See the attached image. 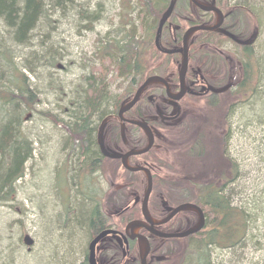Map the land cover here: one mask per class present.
Segmentation results:
<instances>
[{
  "label": "trees",
  "instance_id": "trees-1",
  "mask_svg": "<svg viewBox=\"0 0 264 264\" xmlns=\"http://www.w3.org/2000/svg\"><path fill=\"white\" fill-rule=\"evenodd\" d=\"M169 1L137 0L141 9L138 19L142 30L150 31V40H140L132 35L124 42L113 40L101 47L97 52L98 65L90 68L77 100L69 101L66 121L50 113H41L62 134L61 151L65 159L71 161V169H75L70 178L71 185L81 195L73 208L68 204L63 206L61 216L64 221L59 226L70 242L80 236L82 243L107 228L99 216L100 203L95 200L99 189L88 192L86 188V183H97V177L92 175L99 168V123L116 112L120 102L133 93L134 85L138 86L150 74L162 75L171 69L172 62L168 58L161 70L151 63L162 58L154 50L153 39L157 21ZM71 3L72 0H0V22L7 36L25 45L42 20L49 22V12L55 8L63 9ZM7 48L4 46L0 51V203L13 198L15 184L24 177L25 164L33 156V144L25 137L22 123L28 120V112L33 110L37 101L24 73L13 64L12 53ZM145 50H150L154 55L149 61L144 58ZM109 76L127 82L123 94L116 99L108 90L110 82H113ZM262 87L264 57L258 61L257 83L251 95L253 103L249 107V115L264 127V97H257V94L262 93ZM243 95L244 92H241V98ZM204 108L199 110L203 121L197 120L195 116L180 126L177 136L184 139V145L176 149L175 153L189 166L190 199L204 214L205 226L187 240L167 242L163 253L158 251L156 257L159 260L156 264H211L212 250L233 249L250 242L253 237L256 240L258 236L255 232L264 233V220H260V225L256 223L258 217H264V197L263 202L256 201L253 204L254 209L252 205L237 206L234 203L236 184L234 187L232 184L236 179L239 180L240 169L239 164L226 153L228 134L232 133V127L226 129L215 124L216 104L210 105L208 102ZM254 108L259 111L257 117L254 116L257 112ZM67 169L68 164H64L59 173L63 172L68 184ZM68 185V193L63 196L66 200L70 196ZM57 188L59 190V180ZM149 207L151 209L152 205ZM134 217L136 219V215ZM80 250L83 251V248ZM86 253L81 264H86ZM111 254L113 259L110 261L115 263V251Z\"/></svg>",
  "mask_w": 264,
  "mask_h": 264
},
{
  "label": "rangeland",
  "instance_id": "rangeland-1",
  "mask_svg": "<svg viewBox=\"0 0 264 264\" xmlns=\"http://www.w3.org/2000/svg\"><path fill=\"white\" fill-rule=\"evenodd\" d=\"M140 12L137 0H72L67 7L49 12V22L42 20L25 45L7 36L0 22V51L8 47L13 64L24 73L37 99L33 110L28 112V120L22 123L25 137L33 144V156L25 164L24 177L15 184L13 198L0 203V264H81L84 261L89 239L81 243V237L76 236L70 242L60 229L64 221L63 206L68 204L73 208L81 199L70 181L75 169H71V161L61 151L62 134L41 113L67 120L69 101L77 100L84 78L92 66L98 65V50L106 43L124 42L132 35L150 40V31L141 28ZM262 34L260 44L264 45V27ZM260 49L264 53V46ZM152 56L150 50H145V60L149 61ZM260 57L263 59V55ZM160 62L151 63L161 70ZM170 67L172 70L171 64ZM109 77L113 82L108 90L116 99L123 94L127 82ZM261 90L257 97H264V87ZM252 103L250 97L234 109L231 126L220 123L218 114L215 121L226 129L232 127V133L228 134V154L240 169L235 185L237 206H253L256 201L263 202L264 197V127L249 115ZM258 112L255 117L259 116ZM64 164H68L69 185L63 172L59 173ZM66 184L70 189L67 200L63 198L68 193ZM86 185L88 192L99 189L96 201L108 202L105 195L109 188L101 179L99 184ZM260 220L264 217L257 218V225ZM254 234L258 236L256 240L253 237L233 249L212 250L211 264H264V233ZM25 235L33 240L30 251L22 243Z\"/></svg>",
  "mask_w": 264,
  "mask_h": 264
},
{
  "label": "flooded vegetation",
  "instance_id": "flooded-vegetation-1",
  "mask_svg": "<svg viewBox=\"0 0 264 264\" xmlns=\"http://www.w3.org/2000/svg\"><path fill=\"white\" fill-rule=\"evenodd\" d=\"M195 1L206 7H215L221 15L218 18L213 11L203 12L190 0H177L161 32L162 49L177 51L182 48V38L187 29L200 25L212 27L217 21L220 23L217 31L197 32L189 39L184 94L177 99L181 91L178 77L181 54L158 53L162 57V62L158 63L161 68L167 58L172 62V70L160 75L166 80L167 87H147L121 120L118 110L123 102L132 100L140 84L134 85L135 90L120 102L116 112L99 123L97 132L100 130L102 135V150L97 142L99 168L92 176L97 177L98 184L101 179L109 188L105 195L109 198L108 202L99 204V216L107 228L90 238L88 245L101 232L109 230L115 234L106 236L96 245L97 264H113L110 261L113 250V256L117 258L114 264H139L136 240H129L125 227L132 221H143L141 204L146 189L145 175L141 171H127L120 159L111 158L140 151L147 146L144 132L130 122L146 124L153 136L152 145L145 154L127 157L130 169L145 168L150 173L152 186L147 202L148 212L154 221H165L154 226L152 232L165 236L182 234L196 224L198 215L186 211L173 213L184 204L195 205L190 199L189 166L175 153L184 145V139L177 136L178 130L192 117L201 119L199 110H205L208 102L216 104L220 123L231 125L234 109L248 101L256 87L258 61L260 55L264 57L260 49L264 46L260 44L264 0ZM241 92H244L242 98ZM237 182L238 179L232 186ZM135 215L136 219H133ZM138 235L145 237L149 243V264L157 263L156 255L159 250L163 253L167 242L191 237L159 238L145 229H140Z\"/></svg>",
  "mask_w": 264,
  "mask_h": 264
},
{
  "label": "water",
  "instance_id": "water-1",
  "mask_svg": "<svg viewBox=\"0 0 264 264\" xmlns=\"http://www.w3.org/2000/svg\"><path fill=\"white\" fill-rule=\"evenodd\" d=\"M176 1L177 0H171L169 2L167 9L164 11V13L162 14V16L159 20L158 28L155 32L154 46H155L156 50L159 51L160 53H163V54L180 53L182 56V59H181L180 65H179V71H178L179 84H180V88H181V91L177 97V99H179L184 94V77H185L187 67H188L187 46H188L189 39L191 38L192 35H194L196 32H199V31L200 32H215V31H217L219 26H220V23L217 21V23L212 27L196 26V27H191V28L187 29L183 35V38H182V48H180L177 51H165L161 48V44H160L161 30H162L163 25L165 24V22L167 21V19L171 15V13L175 7ZM190 1L203 12L213 11L214 13H216L217 17H218V15H221L220 12L213 6L206 7V6L199 4L195 0H190ZM152 85H161V86L167 87V82L159 76L147 77L144 80V82L140 85V87L137 89V91L135 92L132 100L128 103L124 102L121 104V106L118 110V117L121 120H122L123 114L128 112L138 102L143 91L147 87L152 86ZM25 120H27V118H25ZM130 124H133V125L139 127L144 132V134L147 138V146L140 151H133V152H129L125 156L111 157V158L120 159L121 164L125 170L131 171V172L141 171L145 175L146 189H145V192L143 195V201L141 204V214L143 217V221H132V222L128 223L125 227V233L128 234L129 240H131V241L136 240L139 264H149V263H147V258H148L149 252H150L149 243L145 237L138 235V231L140 229L148 230L150 233L154 234L155 236H157L159 238H184V237L192 236V235L199 233L204 228L205 218H204V216H203V214L199 208H197L196 206L191 205V204H184V205L178 207L177 209H175L173 213L176 214V213L181 212V211H186V212H192V213L197 214L198 215V221L193 227L189 228L188 230H186L182 234H176L173 236H165V235H161V234L152 232V229L154 226L164 224L165 221H162V222L154 221L150 217L149 212H148L147 202H148V198H149V195L151 192V186H152L151 176H150L149 171L145 168L130 169L127 165V157L130 155L145 154L150 149V147L152 145L153 136H152L150 129L147 127L146 124L135 123V122H130ZM98 145H99L100 149L102 150V144H101V140L99 137H98ZM114 234H115L114 231H109V230L104 231V232L100 233L99 235H97L89 243V245L87 247V250H88L87 258H86L87 264H97L96 259H95L96 245L101 240H103L106 236L114 235ZM123 241L126 245L127 241H126L125 237L123 238ZM22 243L27 247V251H30L31 247L33 246V240L28 235H25L23 237Z\"/></svg>",
  "mask_w": 264,
  "mask_h": 264
},
{
  "label": "bare ground",
  "instance_id": "bare-ground-1",
  "mask_svg": "<svg viewBox=\"0 0 264 264\" xmlns=\"http://www.w3.org/2000/svg\"><path fill=\"white\" fill-rule=\"evenodd\" d=\"M231 126V125H230Z\"/></svg>",
  "mask_w": 264,
  "mask_h": 264
}]
</instances>
